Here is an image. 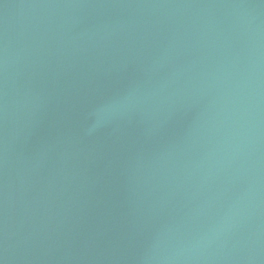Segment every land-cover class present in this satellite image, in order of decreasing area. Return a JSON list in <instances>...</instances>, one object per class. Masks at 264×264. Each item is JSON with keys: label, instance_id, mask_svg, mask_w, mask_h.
<instances>
[{"label": "water", "instance_id": "obj_1", "mask_svg": "<svg viewBox=\"0 0 264 264\" xmlns=\"http://www.w3.org/2000/svg\"><path fill=\"white\" fill-rule=\"evenodd\" d=\"M0 264H264V0H0Z\"/></svg>", "mask_w": 264, "mask_h": 264}]
</instances>
